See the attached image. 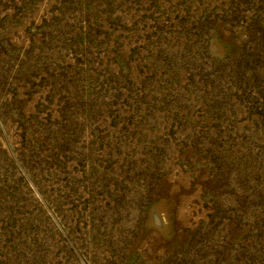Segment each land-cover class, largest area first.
Wrapping results in <instances>:
<instances>
[{
	"label": "rangeland",
	"instance_id": "374dc122",
	"mask_svg": "<svg viewBox=\"0 0 264 264\" xmlns=\"http://www.w3.org/2000/svg\"><path fill=\"white\" fill-rule=\"evenodd\" d=\"M0 264H264V0H0Z\"/></svg>",
	"mask_w": 264,
	"mask_h": 264
}]
</instances>
